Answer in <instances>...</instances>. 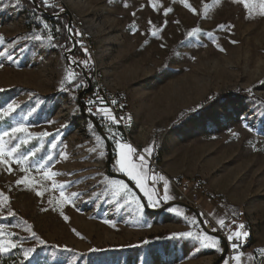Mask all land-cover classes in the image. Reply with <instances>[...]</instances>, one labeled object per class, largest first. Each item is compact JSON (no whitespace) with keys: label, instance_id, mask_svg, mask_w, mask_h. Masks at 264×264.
Returning a JSON list of instances; mask_svg holds the SVG:
<instances>
[{"label":"rangeland","instance_id":"rangeland-1","mask_svg":"<svg viewBox=\"0 0 264 264\" xmlns=\"http://www.w3.org/2000/svg\"><path fill=\"white\" fill-rule=\"evenodd\" d=\"M59 1L75 41L87 47L85 59L66 57L71 48L61 51L49 39L51 26L20 0H0V134L23 125L27 132L16 133L19 139L8 146L30 133L17 155L33 154L23 165L27 172L15 163L11 171L0 164V200L8 198L0 207V226L4 238L18 245L0 253V264H264L259 6L246 18L244 6L233 0H187L195 13L182 0ZM68 59L85 74L93 69L101 92L119 99L129 122L126 141L120 142L145 156L149 176H163L172 199L162 198L164 181L149 180L159 200L148 207L140 189L118 171L117 123L101 111L99 119L91 118L86 103L93 87L85 91L87 79L84 83ZM10 104L13 110L4 115ZM99 109L119 122L110 108ZM150 163L160 174L150 172ZM47 170L58 175L46 180ZM108 171L123 175L135 191ZM23 177L27 182L17 185ZM109 181L128 185L143 207L128 196H114ZM53 183L63 185L66 196L78 195L60 202ZM237 230L249 235L239 239L245 242L240 250L229 252L227 236ZM186 232L207 233L220 241L221 250L202 247L181 235ZM46 244L58 251L42 248ZM29 248L34 250L25 259Z\"/></svg>","mask_w":264,"mask_h":264},{"label":"snow or ice","instance_id":"snow-or-ice-1","mask_svg":"<svg viewBox=\"0 0 264 264\" xmlns=\"http://www.w3.org/2000/svg\"><path fill=\"white\" fill-rule=\"evenodd\" d=\"M184 3V6L186 8H189L191 11L195 13V9H192L190 5L187 3V0H182ZM234 3H240L244 6L247 16L246 18H251L253 14L256 12L257 5L259 6V12L258 14L262 17H264V0H233ZM44 3L47 4V0H44ZM214 3H219V0H214ZM155 7V5H153ZM207 7V6H205ZM171 11V9H166L165 13ZM151 23V22H149ZM48 26L45 25V28ZM197 30L194 29L190 32H188V36H192ZM157 33L155 31L152 32V35L155 36ZM2 39V38H0ZM39 39V37H37ZM51 39V37H49ZM235 43V41H232ZM223 51V49H220ZM74 74L70 73L69 77H73ZM14 108L13 105H8L7 110L3 113L4 115H7L10 111H12ZM102 113H104L105 117L109 120H111L113 123H118L116 118L110 114L109 110L106 109H99ZM27 129L23 125H18L17 127H14L10 130V132H4L0 134V164L8 165V170L11 171V163H15L19 166H21L20 170L27 172L28 169L23 167L29 159V156L33 155L32 153H29L25 156H18V150L21 147L22 144L28 143V139L31 138V134L29 133L27 138L20 140V143L15 144V146H8L9 142L15 139H19L15 134L16 133H26ZM43 135L47 136L48 133H43ZM4 137H8L9 141H5ZM116 148L118 150V158L116 159V165L118 166V171L122 172L124 175H126L131 181H133L138 189L143 193V196L147 199V206L148 207H155L158 203L159 197L157 196V193L155 190L150 186L148 183L149 180H151L153 183L157 179L164 181V194H163V200L167 201L172 199L171 196L168 194V183L166 180H164L163 176H159L158 174H152L149 176L148 173V167H147V161L144 155L137 154V150L133 148L130 144L122 143L120 140H117L116 142ZM149 155L151 154V148H147L144 150ZM103 155V153H101ZM51 159V157H49ZM43 168V165H41L37 171ZM58 173L47 170L43 171V177L46 180H52L53 177L57 176ZM27 182V177H23L21 179H18L16 181L17 185L25 184ZM109 188L114 196H128L130 197L131 201L136 203L138 207H143V205L140 204V200L136 199L135 196L131 193V190L128 188V185L124 184L122 181H109ZM53 189L59 188L60 189V202H70L72 197L77 196V193H71L67 196L65 195L63 191V185H56L53 183L52 185ZM37 196L43 195L42 192L36 191ZM2 196V194H0ZM7 197L3 196L2 200H0V207H3V203L7 201ZM49 203L51 204L52 201L50 200ZM171 211V209H169ZM9 215H13V213L9 212ZM65 220L68 219L67 216L64 217ZM217 223L223 227L224 221L218 220ZM238 229H243L244 225L240 224L237 226ZM30 231V229H28ZM215 231V229H213ZM35 235V233H32ZM5 233L3 231V226H0V253H7L11 249L17 248V243L8 238L5 239ZM182 236L192 237L193 239L199 241L202 247H211L216 248L218 251L221 250L219 245L220 241L214 237H211L207 235L205 232H200L199 234L194 235L192 232H186L181 233ZM249 235L248 232H241L239 230L231 232L227 239L228 241L232 242L233 238L235 237L236 240H239L241 236L247 237ZM238 245L236 243H232V248L236 249ZM34 249H27L23 255L25 259H27L30 254L32 253ZM234 260L239 261V256L233 257ZM227 264V262H225Z\"/></svg>","mask_w":264,"mask_h":264},{"label":"trees","instance_id":"trees-1","mask_svg":"<svg viewBox=\"0 0 264 264\" xmlns=\"http://www.w3.org/2000/svg\"><path fill=\"white\" fill-rule=\"evenodd\" d=\"M20 1L23 5L24 9L27 12H29L33 15H37L39 18L43 19L48 25L51 26L50 27L51 32L49 33V35L51 37V40L57 44V46L60 48L61 51L64 52V51L72 48V40L69 39V36L67 34L68 17L65 14L57 15L60 12V9H58L57 7H53L51 4H49L50 2H48V1H47V4H45L44 0H33L46 13H48L49 15H52V17H49V16L45 15L42 11H40L38 8H36L31 0H20ZM31 17H35V16H31ZM73 33H74V37H75V32H73ZM87 55H88V53H87L86 45L83 43L76 42L75 49L71 53L72 58L85 59ZM72 69H73V71L76 72L77 75H79L80 77H82L84 79V83H85V80L87 78L89 80H91L93 69L87 70L86 76L83 75L80 72V70L77 69L76 67H72ZM84 85H86V84H84ZM240 95L245 97V98H250V99H253L255 101H259L254 96H250L247 93H241ZM45 247L54 249L55 251H58L54 247L50 246L49 244L42 245V248H45ZM40 248H41V246H40ZM26 263H28L27 260L25 262H23L22 264H26Z\"/></svg>","mask_w":264,"mask_h":264},{"label":"built area","instance_id":"built-area-1","mask_svg":"<svg viewBox=\"0 0 264 264\" xmlns=\"http://www.w3.org/2000/svg\"><path fill=\"white\" fill-rule=\"evenodd\" d=\"M49 2H52L54 7H61L60 6V1L59 0H49ZM77 40H79V37H77ZM90 83L93 87V97L86 103V109L88 112L91 114L92 118L99 119L101 116V112H99V108L101 106H106L110 108L112 113L118 117L119 122L117 123V129H116V137L120 141H126V134H125V122H127V113L122 111L120 105L117 104V99L116 97H110L104 94H101L98 89V83L96 81V77H93V74L91 76ZM101 100L103 103L102 105H99L97 101ZM104 123H107L105 121ZM151 169L150 172H158L159 168L157 164L155 163H150ZM160 174V171H159ZM156 185L161 187V183H157ZM232 243H236L238 247L236 249L232 248ZM229 252L232 251L235 253L237 250H240L242 248V240H233L232 242H229ZM229 256H231L229 254Z\"/></svg>","mask_w":264,"mask_h":264},{"label":"water","instance_id":"water-1","mask_svg":"<svg viewBox=\"0 0 264 264\" xmlns=\"http://www.w3.org/2000/svg\"><path fill=\"white\" fill-rule=\"evenodd\" d=\"M32 2H33V4L35 5V7L36 8H38L40 11H42L45 15H47V16H49V17H52V15H49L48 13H46L43 9H41L33 0H31ZM66 12H60V13H58L57 15H60V14H65ZM67 29H68V35L70 36V38H71V40H72V48L69 50V51H67L66 53H65V56L67 57V56H70V54L72 53V51L75 49V46H76V41H75V38L72 36V34H71V27H70V22L68 21V25H67ZM68 62H69V64L70 65H73V66H75V67H77L79 70H80V72L81 73H83V74H85L84 73V68H82L80 65H79V63H77V62H75V63H72V62H70L69 61V59H68ZM85 76H86V74H85ZM90 87H91V83H90V80L87 78V88L85 89V91L86 92H89L90 91ZM106 146H107V149H108V161H107V165L109 166L110 165V157H111V150H110V144L108 143V141H106ZM109 172V174L110 175H112L113 177H116V178H119V179H122V180H124L128 185H129V187L131 188V189H133L134 191H135V189H134V187H133V185L123 176V175H121V174H117V173H112V172H110V171H108ZM146 209H148L146 206H144ZM150 211V210H149ZM198 218H199V220H200V222H201V219H200V217L198 216ZM205 229V228H204ZM206 230V229H205ZM206 231H208V230H206ZM209 232V231H208ZM209 233H211V232H209ZM211 234H213L214 236H219L218 234H216V233H211ZM226 251H227V249H226V245H224V249H223V254H222V256L219 258V261L223 258V255H225L226 254ZM219 261H217V263L219 262Z\"/></svg>","mask_w":264,"mask_h":264},{"label":"bare ground","instance_id":"bare-ground-1","mask_svg":"<svg viewBox=\"0 0 264 264\" xmlns=\"http://www.w3.org/2000/svg\"><path fill=\"white\" fill-rule=\"evenodd\" d=\"M98 77V76H97ZM96 81H97V83H98V80H97V78H96ZM98 86H99V83H98ZM100 87V86H99ZM99 89V91L101 92V87L100 88H98ZM106 92H101V94H104V95H107V96H110V97H115L113 94H105ZM91 115V114H90ZM92 117V116H91ZM127 126H129V122L127 121V122H125V127H127ZM126 129V128H125ZM125 134H126V132H125ZM127 136V135H126ZM127 138V137H126ZM243 244H245V242H243L242 243V246H243Z\"/></svg>","mask_w":264,"mask_h":264}]
</instances>
